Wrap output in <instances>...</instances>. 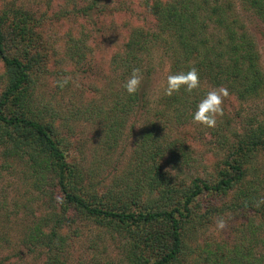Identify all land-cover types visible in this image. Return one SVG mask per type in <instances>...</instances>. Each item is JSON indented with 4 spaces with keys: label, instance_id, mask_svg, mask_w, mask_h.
Instances as JSON below:
<instances>
[{
    "label": "rangeland",
    "instance_id": "rangeland-1",
    "mask_svg": "<svg viewBox=\"0 0 264 264\" xmlns=\"http://www.w3.org/2000/svg\"><path fill=\"white\" fill-rule=\"evenodd\" d=\"M93 3L96 6L88 12ZM233 3L234 15L253 38L264 71V24L247 5L239 0ZM11 9L26 10L37 21V50H31L39 63L32 73L34 109L54 126L68 161L78 164L83 186L89 190L120 194L130 185L134 189L144 186L146 200L156 199L147 183L131 176L137 173L141 136L153 123L161 141L176 146L175 155L166 150L161 162L170 171L171 181L180 184L185 180L188 185L196 177L215 180L229 146L260 120L264 97L241 101L228 90L215 127L193 123L196 109L167 111L164 117L165 109L159 110V105L164 102L170 60L158 47L143 55L145 65L153 70L146 85L153 109L132 110L128 116L114 109L129 77L118 56L124 55L133 33L157 32L156 16L143 0H0V15ZM6 83L0 60V95ZM202 88L207 93L216 87L207 81ZM184 152L189 161L184 160ZM13 161L0 155V245L4 249L0 264H44L47 255L40 251L29 254L23 241L39 218L60 209L62 195L53 179L38 184L27 162ZM248 181L258 182L257 187L264 192V148L255 152ZM236 192L226 196L209 193L197 200L195 224L186 228L191 250L182 264H212L199 260L203 249L216 251L221 247L227 254L245 241V235L250 237L249 224L251 220L257 223L253 212L228 210ZM221 218L226 221L223 230L216 227ZM66 233L70 235L68 264H126L119 238H112L103 229L77 218ZM18 249H23L19 258L14 256Z\"/></svg>",
    "mask_w": 264,
    "mask_h": 264
},
{
    "label": "trees",
    "instance_id": "trees-1",
    "mask_svg": "<svg viewBox=\"0 0 264 264\" xmlns=\"http://www.w3.org/2000/svg\"><path fill=\"white\" fill-rule=\"evenodd\" d=\"M239 1L264 24V0ZM143 2L156 16L157 32L133 33L124 55L118 56L127 76L138 68L143 78L135 95L129 96L125 90L117 95L114 109H120L123 116L132 110L153 109L146 90L153 70L145 65L143 55H150L156 47L169 58L170 73L195 67L201 81L199 89L191 94L181 91L171 97L165 95L159 105V110L165 109L164 117L167 111L196 109L206 94L202 85L207 81L216 88L225 87L241 101L264 97L260 55L253 38L234 15L233 0ZM93 4L88 12L96 6ZM36 22L23 9H11L0 15V60L7 77L0 95V155L13 162H27L38 184L53 179L62 195L60 209H52L51 214L29 227L23 241L29 254L45 253L44 264H68L70 235L66 230L78 218L103 229L114 239L119 238L126 264H182L191 250L186 228L189 223L195 224L192 221L197 200L209 193L226 196L236 189L228 210L253 212L257 223L251 220L250 237L245 235V241L241 240L227 254L220 251L221 247L216 251L203 249L199 260L212 264H264V192L257 187L258 182L248 181L255 152L264 148V106L254 128L247 129L238 136L237 143L229 146L215 180L196 177L188 185L185 180L180 184L171 181L170 171L161 162L166 150L175 155L176 146L162 142L153 123L141 136L137 173L131 176H139L143 184L147 183L156 199L146 200L144 186L134 189L130 185L126 191L121 189L120 194L113 190L103 193L89 190L83 186L78 164L68 161L54 126L34 109L32 73L39 63L31 50H37ZM183 157L189 161L185 152ZM3 250L0 245V253ZM22 250L18 249L14 256H22Z\"/></svg>",
    "mask_w": 264,
    "mask_h": 264
},
{
    "label": "clouds",
    "instance_id": "clouds-1",
    "mask_svg": "<svg viewBox=\"0 0 264 264\" xmlns=\"http://www.w3.org/2000/svg\"><path fill=\"white\" fill-rule=\"evenodd\" d=\"M64 83H67V81H64ZM64 83H61L60 87H63ZM200 83L199 73L195 67L179 73H170L167 75L165 95L171 97L181 91L191 94L199 89ZM141 84L142 76L140 69L137 68L132 70L123 87L129 96H133L139 91ZM227 96L228 91L226 88L220 87L209 90L197 104L196 110L192 115L193 123L210 128L215 127L217 117L223 114V100ZM216 227L219 230H223L226 227V221L222 218L219 219L216 222Z\"/></svg>",
    "mask_w": 264,
    "mask_h": 264
}]
</instances>
